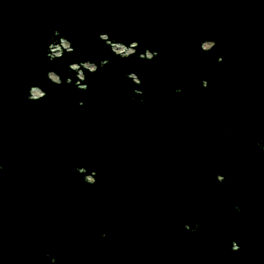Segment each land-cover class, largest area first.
<instances>
[{
	"label": "water",
	"instance_id": "95a60500",
	"mask_svg": "<svg viewBox=\"0 0 264 264\" xmlns=\"http://www.w3.org/2000/svg\"><path fill=\"white\" fill-rule=\"evenodd\" d=\"M225 12L244 23L253 6ZM191 15L189 0H0V264H238L183 230L206 182L153 180L170 169L140 159L151 121L133 80H187ZM247 170L246 206L264 208V165ZM170 190L172 230L157 220Z\"/></svg>",
	"mask_w": 264,
	"mask_h": 264
},
{
	"label": "flooded vegetation",
	"instance_id": "af4514ba",
	"mask_svg": "<svg viewBox=\"0 0 264 264\" xmlns=\"http://www.w3.org/2000/svg\"><path fill=\"white\" fill-rule=\"evenodd\" d=\"M245 1L189 0L197 42L186 52L187 80L170 85L133 80L137 99L130 97L148 109L151 121L137 130L143 135L142 164L170 169L153 180L174 182L180 167L186 179L206 182L193 193L196 220L184 222L183 230L189 237L200 229L208 232L210 263L224 262L233 252L238 264L264 263V208L256 197L246 206L249 195L243 185L248 167L259 172L264 165V0H251L248 23L227 21L225 12V5ZM161 134L170 137L164 145L158 143ZM169 193L164 201L157 192V220L172 230L174 191ZM211 198L219 199L220 206L212 207Z\"/></svg>",
	"mask_w": 264,
	"mask_h": 264
},
{
	"label": "built area",
	"instance_id": "2783aa9c",
	"mask_svg": "<svg viewBox=\"0 0 264 264\" xmlns=\"http://www.w3.org/2000/svg\"><path fill=\"white\" fill-rule=\"evenodd\" d=\"M64 44H65V42H64ZM61 45H62V43H61ZM67 45V44H66ZM114 48H116L118 51H125V49H124V47H122V46H120V45H115V46H113ZM58 47H55L52 51H53V53H54V55H56V54H58ZM127 51H131V50H127Z\"/></svg>",
	"mask_w": 264,
	"mask_h": 264
},
{
	"label": "rangeland",
	"instance_id": "374dc122",
	"mask_svg": "<svg viewBox=\"0 0 264 264\" xmlns=\"http://www.w3.org/2000/svg\"><path fill=\"white\" fill-rule=\"evenodd\" d=\"M64 47H67L66 43L64 44Z\"/></svg>",
	"mask_w": 264,
	"mask_h": 264
}]
</instances>
